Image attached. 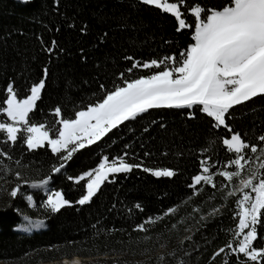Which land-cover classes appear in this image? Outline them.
I'll use <instances>...</instances> for the list:
<instances>
[{"label":"trees","instance_id":"trees-1","mask_svg":"<svg viewBox=\"0 0 264 264\" xmlns=\"http://www.w3.org/2000/svg\"><path fill=\"white\" fill-rule=\"evenodd\" d=\"M194 2L187 0L189 6ZM199 2L220 7L228 0ZM182 11L194 26V18L186 9ZM82 28L86 30L82 32ZM176 29L177 21L171 14L138 5L135 0H59L58 5L54 0H34L28 5L0 0V104L9 82H14L18 96L24 98L48 67L46 87L30 120L52 124L57 106L71 118L78 108L103 95L101 83L108 89L119 83L118 74L131 63L124 60L126 55L141 61L178 56L192 42L193 29ZM105 32L108 35L101 43ZM52 40L57 41V48L50 55L45 48ZM85 55L87 59L82 60ZM146 74L148 70L135 72ZM189 112H194L195 118H189ZM227 123L247 142L258 143L256 138L264 134V98L235 106ZM213 124L197 108L153 109L125 122L96 145L74 154L69 166L54 177L50 189L62 190L66 199L74 202L85 192L84 182L77 185L68 176L95 168L102 156L111 160L125 152L130 162L143 160L145 166L167 167L177 174L157 178L139 169L114 174L109 177L114 182H106L90 204L66 207L57 214L42 207L45 197L38 190L22 186V192L34 198L32 207L23 195L13 199L9 191L22 183L16 172L24 179L38 181L51 173L58 158L47 147L27 150L22 139L14 146L0 143V149L12 156V160L0 157V260L36 264L81 256L93 257L97 264H223L227 258L229 264H236L235 255L212 257L233 239L230 229L238 223L233 219L237 197L225 200L228 189L204 184L194 195L189 187L192 176L200 172L201 159L210 157L216 165L212 171H216L234 158L222 143L231 134ZM16 160L21 163L17 165ZM214 180L218 185L228 183L222 177ZM173 207L177 208L175 214L147 225V232L133 230L147 218L162 216ZM217 208L216 215H209ZM24 216L45 221L46 228L29 234L15 230ZM253 246L264 248V225L258 227ZM240 258L244 259L242 254Z\"/></svg>","mask_w":264,"mask_h":264},{"label":"snow or ice","instance_id":"snow-or-ice-1","mask_svg":"<svg viewBox=\"0 0 264 264\" xmlns=\"http://www.w3.org/2000/svg\"><path fill=\"white\" fill-rule=\"evenodd\" d=\"M33 2L18 0L21 5ZM135 2L171 14L177 21V32L193 29L192 42L178 56L173 54L141 61L126 55L124 60L131 63L118 74L119 83H114L111 89L101 83L99 87L103 95L95 102L78 108L71 118H66L61 107L57 106L52 112L56 117L52 124L30 120V114L36 110L46 87L48 67L43 68L42 78L30 86V94L24 98L18 96L14 82H9L4 89L6 98L0 104V116L5 117L0 119V143L14 146L22 139L27 150L47 147L58 158V163L51 166V173L38 181L24 179L20 172H16V179L22 183H17L9 195L13 199L23 195L31 206H35L33 196L25 195L22 186L45 189L48 194L42 207L57 214L66 207L90 204L106 182H114L109 179L114 174H128L139 169L157 178L174 177L177 174L175 170L148 167L143 160L130 162L127 159L129 153L125 152L111 160L106 155L102 156L95 168L75 177L68 176L67 179L77 185L84 182L85 192L74 202L66 199L62 190L48 188L54 177L69 166L74 154L96 145L125 122L136 120L153 109L197 108L214 121L213 127L227 129L231 135L222 143L228 152L234 154V158L216 171H212L216 165L210 162V157L201 159L200 172L192 176L189 184L194 195L203 190L198 186L204 184L219 187L221 191L228 189L225 200L237 197L233 219H238V223L230 229L233 239L215 252L212 259L225 253L226 256L235 255L236 264H264V248L253 246L258 238V227L264 225V134L256 138L258 143H249L227 123L230 110L235 106L257 97L264 98V0H228L220 7H208L199 0L191 6L187 0ZM54 3L58 5L59 0H54ZM182 9L194 18V26L186 21ZM85 30L81 29L82 32ZM107 35L106 32L102 34L101 43ZM56 48L57 41L52 40L45 51L51 55ZM81 59L86 60V55ZM138 70H148V74L135 75ZM188 115L195 118L194 112ZM0 157L12 160V156L3 149H0ZM15 163L19 165L21 162L16 160ZM215 177H222L228 183L218 185ZM135 207L143 210L140 204ZM176 211L175 207L169 208L162 216L149 217L133 230L147 232V225L155 224ZM219 211L214 209L209 215L214 216ZM24 220L29 226H45L42 220L34 223L27 216ZM64 264H81V261L65 260ZM223 264H229L227 258Z\"/></svg>","mask_w":264,"mask_h":264},{"label":"rangeland","instance_id":"rangeland-1","mask_svg":"<svg viewBox=\"0 0 264 264\" xmlns=\"http://www.w3.org/2000/svg\"><path fill=\"white\" fill-rule=\"evenodd\" d=\"M30 94V93H29ZM0 119H5V117H1L0 116ZM255 166V165H253ZM234 183H235V180H234ZM48 188L50 189V187L48 186ZM34 190H38L41 192V194L45 197L46 199V196L48 194L47 190H42V189H34ZM254 195V194H253ZM27 201V200H26ZM28 202V201H27ZM43 203V202H42ZM29 204V202H28ZM204 217V216H203ZM30 218V217H29ZM37 219V218H36ZM41 220V219H39ZM38 220V221H39ZM17 227L20 229V228H25V229H28L31 228V226H29L28 224V221H25L24 219L21 220V222L17 225ZM247 231V230H246ZM74 258V256H72ZM72 257L67 258V257H64V258H61V259H57V260H53V261H41L39 263H36V264H63L61 262L62 259H67V260H71L73 259ZM80 261H81V264H97L98 260L93 258V257H81V256H78ZM56 262V263H54ZM0 264H8V262H5V261H2L0 260Z\"/></svg>","mask_w":264,"mask_h":264},{"label":"bare ground","instance_id":"bare-ground-1","mask_svg":"<svg viewBox=\"0 0 264 264\" xmlns=\"http://www.w3.org/2000/svg\"><path fill=\"white\" fill-rule=\"evenodd\" d=\"M43 190V189H42ZM45 190V189H44ZM22 219H24V218H22ZM30 219V218H29ZM32 222H34V223H36V222H38V220L37 219H35V220H33V219H30ZM39 221H41V220H39ZM34 227H38V226H31V228H29V230L28 229H25V228H18L17 226H16V229L18 230V231H22V232H25V233H27V232H30L31 230L32 231H34L33 230V228ZM36 230H40L39 229V227L38 228H36ZM73 259H79L78 257H74ZM73 259H71V260H73ZM64 260H67V259H64ZM71 260H69V261H71ZM80 260V259H79Z\"/></svg>","mask_w":264,"mask_h":264},{"label":"water","instance_id":"water-1","mask_svg":"<svg viewBox=\"0 0 264 264\" xmlns=\"http://www.w3.org/2000/svg\"><path fill=\"white\" fill-rule=\"evenodd\" d=\"M49 187H50V185H49ZM29 188H30L31 190H34V188H31V187H29ZM26 202H27V201H26ZM27 203H28V202H27ZM28 205H29L30 207H32V206L30 205V203H29ZM42 221H43V220H42ZM44 225H45V226H43V227L38 226L39 229L41 230V229L46 228V222H45V221H44ZM38 227H34L33 230H34V231H37L36 228H38ZM14 229L17 230L16 228H14ZM31 231H32V230H31ZM31 231H30V232H31ZM69 259H70V258H69ZM64 261H65L64 259L61 260V262H62L63 264H64ZM54 263H56V262H54Z\"/></svg>","mask_w":264,"mask_h":264}]
</instances>
